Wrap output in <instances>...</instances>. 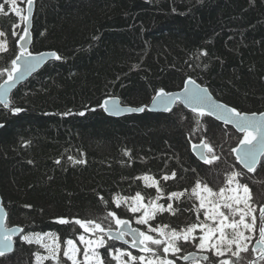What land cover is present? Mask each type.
<instances>
[{"label": "trees", "instance_id": "trees-1", "mask_svg": "<svg viewBox=\"0 0 264 264\" xmlns=\"http://www.w3.org/2000/svg\"><path fill=\"white\" fill-rule=\"evenodd\" d=\"M34 2L29 52L52 51L62 59L49 62L14 91L9 108L21 112L0 105V195L7 227L19 226L22 234H54L60 264H69L64 241L82 234L105 238L85 232L75 219H92L114 230L108 212L124 220L135 216L126 205L117 207L116 198L130 200L139 192L147 204L157 199L144 176L157 181L164 197L184 193L150 225L181 232L203 223L192 190L197 181L212 188L229 169L242 172L232 152L239 136L206 116L198 124L196 115L179 104L167 114L145 110L122 118L108 117L100 104L118 97L126 106H147L158 89L175 91L191 78L230 107L264 112V0ZM16 23L15 16L0 15L9 45L0 53V84L20 51L22 30L13 35ZM201 140L213 148L209 159L218 157L211 164L191 154ZM262 161L253 174L242 172L252 189L259 187V206L264 205ZM173 172L174 178L163 179ZM57 218L70 222L59 224ZM30 252L41 249L16 242L13 254L0 257V264H32ZM241 256L246 257L241 264H264L251 250ZM209 257L217 264L228 259Z\"/></svg>", "mask_w": 264, "mask_h": 264}, {"label": "snow or ice", "instance_id": "snow-or-ice-1", "mask_svg": "<svg viewBox=\"0 0 264 264\" xmlns=\"http://www.w3.org/2000/svg\"><path fill=\"white\" fill-rule=\"evenodd\" d=\"M6 3H9L12 6V10L20 17L22 21L25 22V27L23 28V34L19 36L20 41L27 40L29 36V25L30 17L32 15L33 0H27L28 4V14L21 15L20 10L16 8L17 0H5ZM3 4H0V12H3ZM14 27H19V25H14ZM15 36L16 33L13 32ZM5 36L3 31H0V37ZM7 46L4 41H0V52H6ZM206 54V53H205ZM48 55L53 57L55 60L62 59L57 53L51 52L47 54H38L34 56L31 52L28 51L25 45H20V52L16 55L15 59L11 61L10 70L6 69L8 79L4 84H0V104L4 106L5 109L10 110L13 114L19 113L22 109L18 107L9 108V101L7 99V91L11 87V82L17 79V73L22 77L25 73L31 72L35 66L43 60L44 56ZM23 60V64L19 62ZM183 99L180 101L186 107L190 108L197 117V123L199 124V118L205 116H214L217 120L223 121L224 123L231 124L238 132L243 133L242 138L239 139V142L235 148L232 149V152L235 153L237 161L240 162L248 171H253L256 168L258 160L261 156H264V112L259 113V118H257L256 113L247 114L237 110L235 107H229L226 104H221L212 99L211 94L207 88H203L196 84L191 78L187 79L184 82L183 89ZM180 99V94L165 92L164 89H158L155 95L152 98L153 104L159 103L164 111H170L172 105ZM111 103V108L109 104ZM100 107L103 108L106 112H111L113 114L119 113L121 108L115 99L111 101L105 100L100 104ZM145 107L139 108H130L127 111L133 112H143ZM80 115H84L83 112ZM3 125H0L2 127ZM203 148L206 149V152L200 153V159L207 164L213 163L218 159L217 156L211 155L209 159L208 154L213 152L212 146L201 140L199 145H193V149ZM127 155V153H125ZM72 157H69V160H72ZM77 163H83V161H74ZM57 164L60 163L59 160L56 161ZM241 175V173L233 172L229 177V184H232L233 181H236V177ZM175 173H172V177L165 176L163 179L167 180L169 178H174ZM144 181L147 183L151 181V185H156L157 181L152 179L150 176H144ZM149 185V186H151ZM201 188L200 181H197L195 187L193 188V194L197 195L200 200V208L207 210L204 212L205 221H213V225L207 223L192 224L181 232H177L173 229L170 232H165L160 227L152 228L149 226L148 232H156L159 234V237H154L144 231H140L136 228H122L121 226H127L129 221L120 219L116 216L114 212H108V216L111 217L116 224L115 235H113V230L111 228L105 229L102 226V223L96 222L95 220L88 219H75L74 223L79 225L85 232H100L104 233L109 237V239L123 240L124 237L130 236L131 241L124 240V243H130L131 247H139V250L144 253H148L146 259L145 256L136 257L133 256L130 252H123L120 249L115 250V255L112 254L111 246L108 249L109 255H112V258L117 261V264H123L121 261L122 256H128L129 261L139 260L140 264H174V261L168 259V254L171 253L173 256L176 253L181 252L182 246L178 243L179 241L191 242L197 239L193 235L195 229L200 228L203 232L202 235L198 237L199 243L195 246L200 249L202 252H211L216 257H224L225 253H230L232 257H236V260L229 259H220L218 264H241V261L246 260V257L241 256V253H248L250 250L252 253H258L259 260H264V206L259 208V226H258V237L253 243L252 235H245L244 231H241V227L247 230L248 233H253L257 228V217L254 213L257 211L251 203L250 189L247 185H242L236 181L235 188H220L219 193H214L211 188L206 184L203 185V191L208 193L209 196H218L219 201H207L206 197L200 196L197 192V189ZM232 192L233 195L225 196V192ZM161 190L157 187V192ZM241 193V194H237ZM184 195V193L173 192L170 194V199L172 197L179 198ZM159 197H157L158 199ZM101 199H103L101 197ZM128 198L118 197L115 202L117 207L120 206L122 201H125ZM133 201V204L129 207V211L135 213L138 212L141 208H144V215L137 219L138 224H147L149 219H152L153 216L149 215V208L159 209L163 211L162 206H158L153 201H149V205H144L140 203L144 198L138 192L134 197L130 198ZM243 205V207H240ZM210 206V207H209ZM25 207H31L30 205H25ZM227 209L228 212L225 213L221 209ZM168 209H172V205H168ZM199 211V209L197 210ZM239 215V219H235ZM7 217V212L2 206H0V257L4 256L7 252L13 251V236L17 233H23L22 228H6L5 221ZM246 217H251V222H246ZM199 219V217H197ZM59 224H67L70 221L67 218H57ZM167 228V226H164ZM226 229H231L232 234L226 232ZM218 234V235H217ZM52 233H29L23 234L20 236V240L28 244H39L42 248H45L48 251L47 256H41L39 253H36L37 264H41L42 261L51 259L55 264H60L58 259V253L60 252V244L56 242L53 245L43 243L45 237H52ZM79 241L81 244H84L83 249V260L77 259V254L80 253L81 249L77 247L76 243L72 239L64 241L66 247L63 249V256L67 260L71 261V264H105V259L101 257V254L97 249L105 245L104 239L90 240L86 239L84 235L79 236ZM252 245L249 249V245ZM233 245L235 249L233 250ZM155 246V247H153ZM162 249L163 256L160 255V250ZM188 256H183L182 259L188 260ZM204 261H208L209 264H217L216 261H212L208 255L202 257ZM195 264H199V261H196ZM247 264H257L256 260H247Z\"/></svg>", "mask_w": 264, "mask_h": 264}, {"label": "rangeland", "instance_id": "rangeland-1", "mask_svg": "<svg viewBox=\"0 0 264 264\" xmlns=\"http://www.w3.org/2000/svg\"><path fill=\"white\" fill-rule=\"evenodd\" d=\"M0 4H3V8H4L3 12H0V15H9L10 14V15L15 16L16 19H17L16 25H19V27H13V30L16 33V35H18L21 32V30H22V33H21V35H22L23 34V28H24V21H22L20 19V17L16 15V13L12 10V6L9 3H6L5 0H0ZM26 7H27V0H17L16 8H18L20 10V13H21L22 16L25 15ZM34 10H35V2H34ZM0 31H2V30L0 29ZM0 41H4L6 43V46H7V49H8L9 45H8V41H7L6 36L0 37ZM0 53H2V52H0ZM231 132L233 134H235L236 136L237 135L239 136L237 138L238 141H239V139L242 138V135L243 134H236L232 130H231ZM236 146H237V144L234 145V147H236ZM262 160L264 161V158ZM239 169L243 172V170L241 168H239ZM233 172H237V170L232 171V170L229 169V170L225 171L224 174L221 176V178L219 177L220 180L217 182V184L210 185L212 187L211 189H215V190H213L214 193H219L220 188H225V189L235 188L236 187V181H238L242 185H247L248 188L250 189V195H251L250 203L254 207H256L257 211L254 213V215L255 214L257 215L258 212H259V208H260L259 204L257 203L258 202L257 200L260 198V196H259V198L257 196V194H258L257 191H258V188L259 187H256V188L252 189L250 187V183H251L250 178L247 177V175L243 174L242 172H241V175H239V176L236 177V181H233L232 184H229V177H230L231 173H233ZM238 173H240L239 170H238ZM152 179H154V178H152ZM142 180H143V183L145 185H148V186L151 185V181H148L146 183L143 178H142ZM151 186L152 187H155L154 189L157 190V184L156 185H151ZM197 192L199 193L200 196L206 197V204H207V201H209V200H211V201H219V197L218 196H209L208 193L204 192L203 191V185L201 186L200 189H197ZM156 194H157V197H159V198L156 199L154 202H155L156 205L162 206L163 209H164L163 211H160L158 208L157 209L149 208L148 209L149 210V215L150 216H153V218L152 219H149L148 222H147V224H138L136 222L139 217H141V216L144 215V211H145L144 208H141L138 212H135V213H133V212L130 211L131 213L135 214V216L132 219L128 220V221H130L131 225H133L134 228H137L140 231H144V232H146L148 234L152 233L157 238H161V237H159V234L156 233V232H148L149 226L152 227V228H155L152 225H150V222L153 221V219L155 218L156 215L162 214L164 212L171 211V210L168 209V205L169 204H171V205L174 204L173 201L175 199H177V198L172 197L170 199L169 198L170 197V194L168 196L164 197L161 194V192L158 193L157 191H156ZM237 194H241V193H237ZM229 195H233V193L226 190L225 196H229ZM262 196L264 197V194H262ZM179 199H181V198L179 197ZM195 200L198 203V209L202 210L203 211V214H204V212L207 210V208H204V209H201L200 208V200L198 199L197 195H195ZM140 203H143L146 206L149 205V204L145 203L143 200ZM132 204H133V201L130 199V200L122 201L121 204H120V206L126 205L128 207V209H129V207ZM115 205L117 206L116 202H115ZM240 207H243V205H240ZM221 211H224L225 213L228 212L227 209H223V208L221 209ZM234 218L238 220L239 219V215H237ZM246 222H249L250 223L251 222V217H246ZM203 223H207L209 225H213L214 226L213 221H210V220L209 221H205V218L203 219ZM160 228L163 229V227H161V226H160ZM240 230L241 231H244L245 232V235H252L253 237L255 235V231L253 233H248L247 230L243 229L242 227H241ZM164 231L167 232V230H164ZM226 232L229 234V236H231V234H232V230L231 229H226ZM202 234H203V232L201 231L200 228L195 229L193 235L196 236L197 239H195L194 241H191V242L179 241L178 243L182 246L181 252L176 253L175 256H173L171 253H169L168 254V259L173 260L174 261V264H184L183 259H182L183 256H186L190 252H197V253L202 252L200 249H198L195 246L196 244L199 243L198 237L200 235H202ZM21 235H23V234H21ZM41 235H43V234H41ZM84 236H85L86 239H90V240H98V239H101V238L105 240V242H106L105 245L103 247L97 249V251H99V253L101 254V257L103 259H105V264H117V261L112 258V255H109L108 249H109L110 246H111L112 254L113 255H115V250L116 249H120L123 252H130L133 256H136V257H140V256L143 255V256L146 257V259H147L148 255H149V254H146V253H141V251H137L138 254H135V253H132L130 250H128V248L122 249L120 247H117L113 242H109V240L107 238H104L103 236H99V237H96V238H91V237H89L87 235H84ZM18 242H19V244H22L24 246H28V245L37 246L38 248L41 249V252H39V254L41 256H47L48 255V251L45 248H42L39 244H36V243H33V244L25 243L24 241L20 240V237L17 239V243ZM56 242L59 243V241H58V239L56 238L55 235H53L52 237H45L44 240H43V243L51 244L53 246H54V244ZM74 242L76 243L77 247L81 249L80 253L77 254V259L78 260H83V249H84L85 245L80 243L79 237H77V239ZM251 246L252 245L250 244L249 247L251 248ZM65 247H66V245L64 244L63 245V248H65ZM234 249H235V245H233V250ZM59 253H58V255H59ZM203 253H205V254H207V255L211 256L212 258H215V259H219V258H228V259L235 258V257H232L230 253H225V256L224 257H216L210 251L209 252H203ZM161 254H162V256L164 255L163 252H162V250H161ZM29 256L32 258V264H37L35 253H31L30 252L29 253ZM257 256H258V253H256V257ZM64 258H65V260L67 262H69V264H71V261L67 260L66 257H64ZM179 258H181V260ZM16 259H18V258L16 257ZM120 259L123 262V264H140L139 260H137V261H129V258L126 255L125 256H122ZM48 260H51V259H48ZM48 260L42 261L41 264H44ZM13 261L5 260V261H2L1 264H16L17 263V261H14V262ZM195 262L196 261H194L192 263H188L187 262L186 264H195ZM205 263L206 262H203V264H205ZM145 264H146V261H145ZM199 264H202V263L199 261Z\"/></svg>", "mask_w": 264, "mask_h": 264}, {"label": "water", "instance_id": "water-1", "mask_svg": "<svg viewBox=\"0 0 264 264\" xmlns=\"http://www.w3.org/2000/svg\"><path fill=\"white\" fill-rule=\"evenodd\" d=\"M28 14V4H27V7H26V10H25V15H27ZM33 17H34V1H33V7H32V15H31V17H30V25H29V36H28V38H27V40H25V41H20V43L18 44V47H19V50H20V45L22 44V45H25L26 47H27V49H28V51L30 50V47H31V45H32V34H31V28H32V22H33ZM24 27H25V22H24ZM20 52V51H19ZM52 51H44V52H39V53H32L34 56H36V55H38V54H41V53H43V54H47V53H51ZM56 53V52H55ZM55 59L53 58V57H51V56H48V55H45L44 56V58H43V60H41L36 66H35V68L31 71V72H29V73H25L22 77H20L19 76V74L17 73L16 75H17V79H15L13 82H11V87L8 89V91H7V99H8V101H9V107H10V98H11V95L14 93V91L20 86V85H22V84H24V83H26L31 77H33L35 74H37L45 65H47L49 62H51V61H54ZM20 64H23V60H21L20 62H19ZM8 79V78H7ZM6 79V80H7ZM6 80H4L1 84H4V82L6 81ZM197 85H199V86H201L200 84H198V83H196ZM201 87H203V88H206V87H204V86H201ZM183 89H184V83H183V85H182V87L180 88V89H178V90H175V91H171V93H178V94H180V99H178L173 105H172V108H171V110L170 111H172L173 110V108L177 105V104H179L180 106H182L185 110H187L188 112H191V113H193L192 112V110L190 109V108H188V107H186L183 103H181L180 101L183 99V95H184V93H183ZM209 91V90H208ZM210 93V92H209ZM211 97H212V99L214 100V101H216V102H219V103H221V104H224V103H222V102H220V101H218L217 99H215L212 95H211ZM112 99H115L116 100V102L119 104V106H120V108H121V111L119 112V113H116V114H113V113H111V112H106L104 109H103V111H104V113L108 116V117H111V118H122V117H127V116H131V115H139V114H142L143 112H133V111H127V109H130V108H139V107H132V106H126V105H123L122 103H121V100L118 98V97H111V98H108V99H106V100H109V101H111ZM1 106H3L2 104H0ZM140 107H144V106H140ZM230 107V106H229ZM109 108H111V103L109 104ZM145 110L146 111H148V112H150V113H154V114H167V113H169L170 111H164L163 110V108H162V106L159 104V103H157V104H153V102H152V99H151V101L149 102V104L145 107ZM253 113H256L257 114V118H259V113H257V112H253ZM261 113V112H260ZM193 114H195V113H193ZM247 114H252V113H247ZM206 117H209V118H211L212 120H214L215 122H217V123H219V124H221L222 126H226V127H228V128H230L231 130H233L236 134H243V133H240V132H238L231 124H227V123H224L223 121H220V120H217L214 116H206ZM1 125V124H0ZM200 144V143H199ZM199 144H195V145H199ZM206 152V149H203V148H197V149H193V146H192V148H191V154L193 155V157L195 158V160L196 161H198L199 163H205L203 160H201L200 159V153L201 152ZM233 156H234V158H235V160H236V163H237V166L239 167V168H241L245 173H247V174H251V173H253L257 168H258V166L260 165V160H261V158L263 157V156H261L260 158H259V160H258V163H257V165H256V168L253 170V171H248V169H246L242 164H240V162L239 161H237V159H236V155H235V153H233ZM0 206H2L3 207V205H2V198H1V195H0ZM4 208V207H3ZM4 210H5V208H4ZM6 211V210H5ZM8 217V216H7ZM7 217H6V221H5V227L6 228H21V227H19V226H11V227H7V225H6V223H7ZM122 228H124V227H127V228H134L132 225H131V223L129 222L128 223V225L127 226H121ZM137 229V228H136ZM22 233H20V232H17L14 236H13V241H14V243H13V251H11V252H7L4 256H7V255H11V254H13V252H14V250H15V246H16V242H17V239L20 237V235H21ZM113 235H115V230H113ZM108 239H109V237L107 236V235H105ZM129 238H130V241H131V237L130 236H128ZM110 240H112V241H116V242H118V243H122V244H126V243H124V240L125 239H123V240H115V239H110ZM131 250H133V251H140L139 250V247H136V248H133V247H131V245H130V243H127L126 244ZM192 255L191 256H189V259L188 260H184L183 259V262L185 263V262H189V261H194V260H202V261H204L203 259H202V257L204 256V255H207V254H205V253H197V252H190ZM190 253H188L186 256H188Z\"/></svg>", "mask_w": 264, "mask_h": 264}, {"label": "flooded vegetation", "instance_id": "flooded-vegetation-1", "mask_svg": "<svg viewBox=\"0 0 264 264\" xmlns=\"http://www.w3.org/2000/svg\"><path fill=\"white\" fill-rule=\"evenodd\" d=\"M259 208V207H258ZM256 215V214H255ZM256 217H257V228H256V230H254L255 231V235H254V237H253V243H255V239L258 237V235H259V233H258V226H259V223H260V221H259V212H258V214L256 215ZM133 226V225H132ZM124 239L125 240H128V241H130V238L128 237V236H126V237H124ZM119 244H121V245H123V246H125L126 248H129L126 244H122V243H119ZM252 247V246H251ZM250 248V247H249ZM129 250H131L130 248H129ZM195 251V250H194ZM132 253H135V254H138L137 252H135V251H131ZM141 253H144V252H141ZM180 260H181V258H179ZM190 263H192V262H190ZM202 264H203V262H201ZM184 264H186V263H184Z\"/></svg>", "mask_w": 264, "mask_h": 264}]
</instances>
